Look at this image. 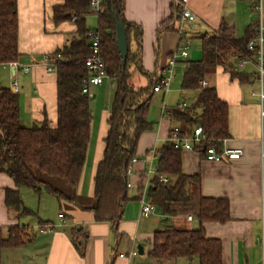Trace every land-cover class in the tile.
Returning <instances> with one entry per match:
<instances>
[{"label": "crops", "instance_id": "crops-1", "mask_svg": "<svg viewBox=\"0 0 264 264\" xmlns=\"http://www.w3.org/2000/svg\"><path fill=\"white\" fill-rule=\"evenodd\" d=\"M63 2L64 0H18L19 58L17 62L20 65H30L32 69L31 72L25 73L18 68L15 75L18 83L17 91L13 90V70L10 63L0 64L2 67L0 73L6 75L7 72L11 83L3 87L19 94L21 121L27 123L26 127L42 122L45 117L52 126L57 124V72L55 67L54 70L49 71L45 60L49 54L68 44L76 31L73 21L58 25L54 22L53 9ZM247 2L252 4L253 0H190V7L197 18L191 27L201 32L193 37L219 32L222 23L226 24L234 37H243L257 20L252 5L248 7ZM173 4V0H126L125 17L127 22L141 28V65L150 76H160L168 59L180 46L177 34L178 23L175 31L163 28L172 18ZM88 17L87 27L93 29L88 25ZM184 28L190 29L188 25ZM131 47L135 52L137 45L134 41ZM183 61L188 62L178 61L175 69L182 66ZM248 66L241 71L252 74V69H247ZM184 70L186 71L185 68ZM130 71L131 80L138 73L145 78V81L139 78L138 82L141 86L147 85V76L138 72L134 66ZM174 74L176 79L175 70ZM174 79L168 92L155 93L163 99L161 108L157 104L153 105L155 94L153 95L148 112V120L152 127L141 135L135 156L138 161L131 164L133 173L128 180H131L132 186L128 188V192L129 189H138L131 197L137 199L140 205L143 198L149 201L146 194L147 178L153 173V163L160 158L159 154H155L153 159H149V155L153 151L157 152L167 143L173 126L182 124L185 129L192 128L172 120L170 115H163L164 107L168 110L179 103L189 104L194 99L193 92L184 91L181 85L172 86ZM205 81L207 83L205 87L215 88L219 98L229 106V137L225 138V142L220 143L221 146L241 148L244 154L237 161L212 162L204 160L199 152L183 151L182 170L186 175L200 177L198 196L224 198L229 201V221L203 225L208 237L217 238L222 243V264H264V157L262 156L264 122L261 119L264 100L260 98L256 76L250 82L240 84L236 79L232 80L229 73L218 68L213 76L210 79L206 77ZM105 83L115 92V80L108 76L101 84L90 86L93 99ZM173 90L182 94L191 93V96L187 100H178L170 104L167 98ZM112 101L110 109L104 114L101 125L96 130L97 140L94 144L91 127L87 160L76 193L78 206L68 201L60 202L43 190L36 193L32 189L21 188L20 196L30 213L17 217V213L6 205V190H16L15 183L7 174L0 173V228L22 226L33 229L31 239L23 245L0 248V264H151L150 260L155 264L149 256L150 260L144 259V247L142 257L130 255L137 242L140 244L144 240L151 242L152 238L139 233L140 205L138 218L128 213L129 205L124 209L117 230L110 222L95 221L90 211L96 205L94 178L105 150L104 138L109 130L108 120L111 117ZM157 164L154 176L157 174ZM153 178L150 179V188ZM48 182L67 197L73 198V188L66 181L48 178ZM35 196L39 201L36 211L32 198ZM128 198L131 199L129 194ZM44 205L47 209L56 210L57 216H48L46 214L48 210L45 211ZM177 210V216L166 218L156 207L153 214L159 212L162 222L166 223L156 231L163 230L168 225L180 229L199 228V223L195 222L190 212H186L182 207H178ZM60 213L65 215L64 222L58 217ZM188 216H192L193 219L188 220ZM45 226H50L51 230L42 231L41 228ZM126 237L131 240L127 245L132 244L129 254L121 250L122 242ZM84 238L86 244L83 253L77 247L83 244ZM135 249L139 253L138 247ZM121 254L125 257H120ZM179 260L170 261L168 264H178ZM196 264H199L198 260Z\"/></svg>", "mask_w": 264, "mask_h": 264}, {"label": "trees", "instance_id": "trees-1", "mask_svg": "<svg viewBox=\"0 0 264 264\" xmlns=\"http://www.w3.org/2000/svg\"><path fill=\"white\" fill-rule=\"evenodd\" d=\"M90 5L91 0H64L53 9L57 25L66 21H73L76 25L68 44L48 55L57 72L55 126L47 117L30 127L24 126L19 94L0 85V173L7 174L15 183L16 190H6V205L17 213V217L30 213L20 196L21 188H29L36 193L43 190L60 202L68 201L78 206L76 193L87 160L93 119L90 96L83 92L90 76L85 61L91 53L89 33L96 32L107 77L115 80L116 87L108 120L109 130L104 138L105 150L94 178L96 205L90 211L95 221L110 222L117 230L129 201L127 168L136 156L141 135L152 127L148 112L158 77L143 70L142 31L139 26L127 22L126 0H102L101 5L106 8L102 14L92 11ZM114 12L124 23L129 41L125 70L116 44ZM93 14L98 16V27L89 29L86 18ZM178 21V9L173 4L172 18L163 28L175 31ZM252 36L253 27L243 37L236 38L222 23L219 32L198 37L202 44V58L188 61L189 67L182 81V89L193 92L194 99L184 108L168 109L172 120L191 127L202 126L214 145L229 137L228 104L219 98L215 88L203 87L201 82L218 68L240 84L250 82L256 73L242 72L236 67V59L246 51ZM133 41L137 45L135 52L131 47ZM18 58V0H0V64L15 62ZM133 66L147 76L146 86L137 87L132 83L130 69ZM182 152L170 143L157 150L160 158L148 199L166 218L177 216L178 207L191 206L193 198L188 191L189 183L201 184L198 175L183 173ZM200 153L203 155L202 151ZM162 175L169 181L163 182L160 179ZM48 178L66 181L73 188V198L49 184ZM196 206L199 228L180 229L168 225L153 234L148 256L155 264L183 258L197 259L199 264H222V243L217 238L208 237L203 225L229 221V201L200 195ZM32 232L33 229L22 226L0 228V248L21 246L31 239ZM85 239L82 245H77L83 253Z\"/></svg>", "mask_w": 264, "mask_h": 264}, {"label": "built area", "instance_id": "built-area-1", "mask_svg": "<svg viewBox=\"0 0 264 264\" xmlns=\"http://www.w3.org/2000/svg\"><path fill=\"white\" fill-rule=\"evenodd\" d=\"M102 0H91V10L95 13L102 14L106 11L102 5ZM174 5L178 9L179 21L177 34L180 40V46L173 53V55L168 59L166 65L162 69V73L158 76V81L155 83L153 88L154 93H166L169 90V86L172 80L175 78L174 70L175 66L178 64V61L186 60L189 57V45L191 38L194 35H199L201 32L199 29L191 27L192 24L196 22V15L190 7V0H173ZM252 11L255 13L257 20L253 26V36L249 40L246 51L241 52L236 59V67L238 69H244L248 65H253L256 69V83L260 88V98L264 100V1L263 0H253ZM188 25L189 30H186L184 26ZM90 37V56L86 59L85 64L90 72V76L87 80V84L83 90L84 93H87L89 96L90 86L99 85L107 78L105 61L101 55L100 48V38L99 34L96 32L89 33ZM61 58V56H59ZM46 65L48 70H54L52 59L46 57ZM185 69L189 67L188 62H183ZM10 67L13 70L12 79H13V90H18V83L16 81L15 75L18 71V68H21L23 72H31L32 66L30 65H20L17 61L11 62ZM201 85L205 87L207 85L206 81H202ZM187 103H179L178 108H184ZM163 115L169 116V111L166 107L163 109ZM261 119L264 122V109L261 111ZM205 130L202 126H194L190 130L185 129L182 124H177L172 127L169 132L167 143L172 144L176 149L182 151H202L204 158L207 161L212 162H233L240 160L244 154L243 149L241 148H232L226 145L221 146L211 144ZM264 139H262L263 141ZM225 142V139L219 140V143ZM157 152L153 151L149 155V159H153ZM262 156L264 157V144H262ZM138 161L134 157L131 161V164H135ZM130 166L127 168V176H131L133 173V167ZM160 179L163 182H168L169 178L167 176H160ZM132 182L128 180L127 187L130 188ZM141 216L144 218H149L155 211L156 206L153 205L150 201H146L144 198L141 200ZM59 219L61 222L65 221L64 213L59 214ZM192 216H188V220H192ZM42 231L51 230L50 226H45L41 228ZM151 245V242L149 241ZM131 256H137L138 251L133 250L130 254ZM120 257H125L124 254H121Z\"/></svg>", "mask_w": 264, "mask_h": 264}, {"label": "rangeland", "instance_id": "rangeland-1", "mask_svg": "<svg viewBox=\"0 0 264 264\" xmlns=\"http://www.w3.org/2000/svg\"><path fill=\"white\" fill-rule=\"evenodd\" d=\"M264 1V0H263ZM248 7H253V3L249 4V2H247L246 4ZM88 25L89 27L93 28V29H96L98 27V16L96 14H93V15H90L88 17ZM202 58V44H201V40L198 38V37H192L191 38V41H190V45H189V57L186 59V61H189V60H192V61H199L200 59ZM184 62V61H183ZM184 64H182V66H178L177 69H175V73L177 74V77L176 79H174L173 83H172V86H176V87H179L180 85L182 86L181 82H182V77L184 76V73H185V70H184ZM1 68L0 67V71H1ZM247 69H252V73H256V69L254 68V66L250 65L248 66ZM213 73L215 72H210L208 75H207V78H211L213 76ZM212 75V76H211ZM142 79L143 81H145V78L144 76H141L139 75L138 73H136V75H134L133 77V80H132V83L136 86H141V84L138 82V79ZM10 80H9V76L6 72V75H2L0 73V85L1 86H7V85H10ZM258 85V84H257ZM255 88L258 90V87L255 86ZM113 95H114V89L110 88V86L105 83L100 89L99 91L97 92V95L95 97V99H93V96L90 97V100H91V110H92V114H93V122H92V129H93V138H92V141H93V144L96 142L97 140V133H96V130L98 129V127L101 125V122L104 118V114L110 109V104H111V101H112V98H113ZM191 96V93L190 94H182L181 92L179 91H176V90H173L172 92L169 93L168 95V98H167V102L168 100L170 101L169 103L172 104L173 102L175 101H178V100H187L189 99ZM159 99V101H158ZM162 102H163V99L162 97H160L159 95H154V98H153V105H158V107L161 108L162 106ZM22 124L24 126L27 125L26 122H22ZM204 157V156H203ZM204 160H206L204 158ZM158 161H156L155 163H153V173H150L148 175V178H147V186H146V194H148L149 190H150V179L154 177V171L156 170V164H157ZM131 176H129L130 178ZM131 179V178H130ZM131 181V180H129ZM134 191H138V189H129V197L131 198L129 200V202H127L125 208L127 207L128 208V205H129V210H128V213L131 214V216L134 215L139 216V210H138V207L140 205V202L137 201V199H133L131 197V195L133 194ZM188 191L190 193V195L192 196L193 198V202L191 204V206L187 207V208H182L184 209L186 212H190L194 219H195V222L198 223L197 221V217H196V213H197V206H196V200H197V197H198V193H199V186L196 184V183H189L188 185ZM32 193V192H30ZM33 200H34V208H35V211L37 210V206H38V198L35 196V197H32ZM28 201V200H27ZM44 209L46 211V206L44 205ZM48 211H46V214L48 216H57V211H52L51 208H48L47 209ZM157 213V212H156ZM55 214V215H54ZM140 217V223H139V233L140 235H143V234H146V236H153V233L156 231V230H159L163 227V225H165L166 223L165 222H162V218L161 216H159V212L157 214H152L151 218H144L141 216ZM53 229V227H52ZM130 238L129 237H126L123 242H122V246H121V250L124 252V253H128L130 252L131 250V246L132 244L130 245H127ZM142 242V241H141ZM135 243V242H134ZM139 245H142L145 249V254H144V259H147V260H150L149 257H148V253H149V250L151 249V246L149 244V241H143L142 244L140 243H136L135 246H134V250H136L135 248H137ZM143 255L139 254L138 253V257H142ZM196 260L197 259H189V258H186V259H180L178 261V264H196ZM150 263L152 264L153 261L150 260ZM168 264V263H166Z\"/></svg>", "mask_w": 264, "mask_h": 264}, {"label": "water", "instance_id": "water-1", "mask_svg": "<svg viewBox=\"0 0 264 264\" xmlns=\"http://www.w3.org/2000/svg\"><path fill=\"white\" fill-rule=\"evenodd\" d=\"M114 17L116 21V44L118 47V51L120 53V57L122 59L123 70L126 67V61L129 53V41L126 32V27L124 23L117 19V14L114 12ZM138 250L140 254H143V246L139 245Z\"/></svg>", "mask_w": 264, "mask_h": 264}]
</instances>
